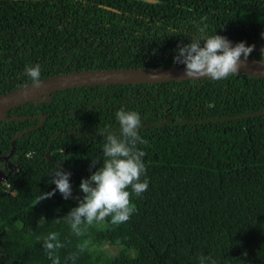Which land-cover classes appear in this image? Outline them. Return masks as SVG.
Masks as SVG:
<instances>
[{
	"label": "trees",
	"instance_id": "trees-1",
	"mask_svg": "<svg viewBox=\"0 0 264 264\" xmlns=\"http://www.w3.org/2000/svg\"><path fill=\"white\" fill-rule=\"evenodd\" d=\"M227 54L264 61V0H0V95ZM47 98L0 117V264H264V77Z\"/></svg>",
	"mask_w": 264,
	"mask_h": 264
},
{
	"label": "water",
	"instance_id": "water-1",
	"mask_svg": "<svg viewBox=\"0 0 264 264\" xmlns=\"http://www.w3.org/2000/svg\"><path fill=\"white\" fill-rule=\"evenodd\" d=\"M153 1V0H151ZM232 44V42H229ZM226 71H241L264 77V61L245 54H227L207 62L175 68H112L89 69L53 75L18 87L0 95V117L20 104L46 99L52 92L71 87L108 83H156L172 80L200 79ZM11 153L15 150L14 140ZM8 159L2 156L0 159ZM0 176L6 175L0 170Z\"/></svg>",
	"mask_w": 264,
	"mask_h": 264
},
{
	"label": "rangeland",
	"instance_id": "rangeland-1",
	"mask_svg": "<svg viewBox=\"0 0 264 264\" xmlns=\"http://www.w3.org/2000/svg\"><path fill=\"white\" fill-rule=\"evenodd\" d=\"M48 99V98H46ZM5 183V177L0 176V184ZM103 247L105 248V250L107 252H109L110 254H115L118 251V248L115 246H111L109 244H103ZM131 253L133 254V252L131 251Z\"/></svg>",
	"mask_w": 264,
	"mask_h": 264
},
{
	"label": "flooded vegetation",
	"instance_id": "flooded-vegetation-1",
	"mask_svg": "<svg viewBox=\"0 0 264 264\" xmlns=\"http://www.w3.org/2000/svg\"><path fill=\"white\" fill-rule=\"evenodd\" d=\"M4 156V155H3ZM2 159V158H1ZM4 160H7V159H5V158H3ZM7 166H11V164H10V162H8V164H7Z\"/></svg>",
	"mask_w": 264,
	"mask_h": 264
}]
</instances>
